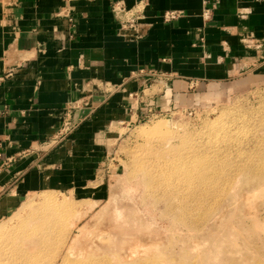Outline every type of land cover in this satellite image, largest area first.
I'll return each mask as SVG.
<instances>
[{"label":"rangeland","instance_id":"rangeland-1","mask_svg":"<svg viewBox=\"0 0 264 264\" xmlns=\"http://www.w3.org/2000/svg\"><path fill=\"white\" fill-rule=\"evenodd\" d=\"M178 97L169 103L168 93L164 112L150 121L112 113L92 138V161L74 169L62 161L73 152L71 134L55 139L39 175L63 184L23 195L0 215L7 227L0 244L32 237L28 259L11 254L0 264H264V186L254 177L264 166V77L193 84ZM160 122L167 126L153 132ZM140 129L152 134L139 136ZM200 162L202 173H214L205 192L175 176L174 167ZM102 180L105 197L87 212L91 188ZM49 197L57 205H43ZM114 197L131 208L129 221H115L107 207ZM58 213L59 222L49 220ZM94 234L104 243L88 245Z\"/></svg>","mask_w":264,"mask_h":264},{"label":"crops","instance_id":"crops-1","mask_svg":"<svg viewBox=\"0 0 264 264\" xmlns=\"http://www.w3.org/2000/svg\"><path fill=\"white\" fill-rule=\"evenodd\" d=\"M136 13L137 28L121 29ZM241 76L264 77V0H1L0 215L63 184L39 175L59 136L71 134L62 161L74 169L112 113L142 121L168 93Z\"/></svg>","mask_w":264,"mask_h":264},{"label":"bare ground","instance_id":"bare-ground-1","mask_svg":"<svg viewBox=\"0 0 264 264\" xmlns=\"http://www.w3.org/2000/svg\"><path fill=\"white\" fill-rule=\"evenodd\" d=\"M164 125H165V123H162V122L156 124L154 127L157 129L153 132L159 133L160 131L164 130L163 129ZM165 126H167V125H165ZM150 134H152V131L149 132L148 130H145V129H140L138 131L139 136H149ZM203 165H204V163L200 162L199 164H190L186 168L174 167L175 168V174H177L175 176H178L179 179H182L184 182H187V183H191L192 180H195V183L198 181V185H196L195 183H191V186H193V188H192L193 191L205 192V190L207 189V185L214 178V175H213L214 173L211 172V170L209 168H204L205 173H202L203 168H199V167H202ZM196 168L198 170H196ZM254 177L258 180L260 186H264V166L261 170L256 171V173L254 174ZM210 184H212V183H210ZM263 189H264V187H263ZM71 200H70V198L65 199V202H63L61 205L66 206V205H68V203ZM90 202H91V205L89 207H87V209H88L87 212H89L90 210L95 208L98 204L97 201L96 202L90 201ZM42 203H43V205H52V206L57 205V203L54 200H52L51 197L45 198L44 200H42ZM110 206H112L113 211H111V212H112L114 219L117 223H119V221L125 223L124 218H126V220L129 221L128 212L130 211L131 208L128 210L122 208L121 205L118 204V200L115 199V197L112 198V200H110V202L108 200L107 207L109 208ZM107 211H109V210H107ZM62 218H63V214H61V213L50 214V216H49V220L53 219L56 222H59ZM32 219L34 220L35 218H32ZM76 223L77 222H72V221L69 222V224H68L69 229L73 228ZM29 226L30 225H28V227ZM0 228H1L0 233H2L4 231L3 229H5L7 227H5L3 225ZM108 229H109V227H108ZM27 230L29 231V229H27ZM127 230H129V229H127ZM127 230L123 229V232H122L123 236L126 235L125 233L127 232ZM76 233H77V235L75 238L72 239V243L74 242L75 239L77 240V242L80 239V237H79L80 232L76 231ZM128 234L129 233H127V235ZM31 238L32 237H31L30 233H28V234L23 233V234H20L18 237L13 236V237L9 238L8 241H5V242L0 244V257L8 258V257H10L11 254H15L16 258L18 257L20 260L21 259H28L30 257L28 255L29 254L28 249L31 246V243H29V240ZM123 238H126V237H123ZM138 239H140V238L137 237L136 240H138ZM131 240H132V238H131ZM94 241H99L101 243H104V241L101 239V236L98 234H94L91 237H89L88 245L90 243H94ZM137 242H139V241H137ZM129 255L131 256V254H129ZM54 262H55V260H53V264H54Z\"/></svg>","mask_w":264,"mask_h":264},{"label":"built area","instance_id":"built-area-1","mask_svg":"<svg viewBox=\"0 0 264 264\" xmlns=\"http://www.w3.org/2000/svg\"><path fill=\"white\" fill-rule=\"evenodd\" d=\"M122 7H123L122 5L118 6V9H123ZM162 17L165 21L170 22L177 17V14L174 11H166L163 13ZM118 18H119V23H120L121 29L135 30L137 28V25L140 22V19H139L140 16L138 13H136L132 16L125 17V18H120V17H118ZM163 112H164V110H160L158 112H153L151 108H148V110H147L148 114L145 115L144 120L150 121L151 119L155 118L156 116L160 115ZM68 129H70V127H68ZM62 130H64V128Z\"/></svg>","mask_w":264,"mask_h":264}]
</instances>
